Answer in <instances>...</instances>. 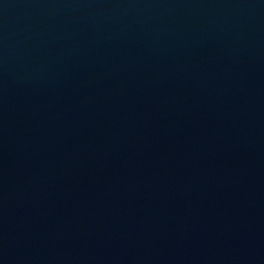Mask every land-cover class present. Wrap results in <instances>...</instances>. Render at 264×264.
<instances>
[{"label": "water", "instance_id": "95a60500", "mask_svg": "<svg viewBox=\"0 0 264 264\" xmlns=\"http://www.w3.org/2000/svg\"><path fill=\"white\" fill-rule=\"evenodd\" d=\"M0 264H264V0H0Z\"/></svg>", "mask_w": 264, "mask_h": 264}]
</instances>
